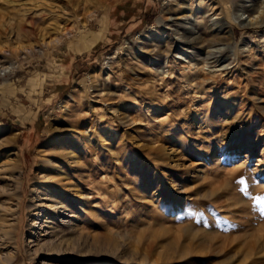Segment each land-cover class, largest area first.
<instances>
[{
    "label": "rangeland",
    "instance_id": "rangeland-1",
    "mask_svg": "<svg viewBox=\"0 0 264 264\" xmlns=\"http://www.w3.org/2000/svg\"><path fill=\"white\" fill-rule=\"evenodd\" d=\"M43 1L0 0V48L43 30ZM166 1L106 0L56 52L0 77V264H264V16L223 29L214 80L197 84L165 27L195 13L209 39L224 7L232 20L264 0ZM109 13L130 22L113 43Z\"/></svg>",
    "mask_w": 264,
    "mask_h": 264
},
{
    "label": "bare ground",
    "instance_id": "bare-ground-1",
    "mask_svg": "<svg viewBox=\"0 0 264 264\" xmlns=\"http://www.w3.org/2000/svg\"><path fill=\"white\" fill-rule=\"evenodd\" d=\"M3 1L16 2L17 0ZM169 1L171 0H167L165 3H168ZM194 1L195 0H191V2ZM105 2L106 0H46L45 2L43 1L33 5L31 9L33 11L36 10V12H38L37 15L42 17L43 21L45 20L44 23H47V25L43 27V30L39 34L34 33V36L28 38L26 41L15 39L9 47L3 49L0 48V77L6 80V77L9 74L23 66V62L29 57V55H33L35 53L46 55L49 52H56V50L63 43L71 39L74 30L72 23L76 20H80L82 15L85 14V23L83 24V28L84 30L87 29L89 22L98 17V12L100 9L106 7ZM224 8L225 10L222 12L224 16H222V13H218L209 19L211 23V33L209 39H205L201 35L200 30L203 28L202 20L199 19L195 13H191L188 16L184 15L171 18V23L165 26L167 27L166 29L170 31L169 35L173 40V46L169 52V55L172 56V58L174 56L176 58L174 60H176L177 63L183 65L182 72H184V74L186 72H190L191 76L189 77V80L195 83L198 77H202V74L203 76H209L211 74L206 69L209 63H212L209 61V59L214 58L215 61L213 63L217 62L222 53L227 49V46L224 47L225 45L222 44L221 41V33L224 28L230 26L231 23L238 24L243 28H253L258 23L263 22L262 16H264V8L260 11L254 10L248 15H246L245 9H239L234 13L232 20L225 17L227 10L226 7ZM189 10L191 9L189 8ZM162 18L163 17L158 20L159 25H162L164 22ZM33 32L34 31L31 33ZM91 36L92 37H90L88 40H85L89 45L93 42L90 41L91 38L94 37L93 40H96L101 35L92 34ZM208 46L209 49H206L205 47ZM191 48H193L195 52L188 53L189 49ZM228 48H230L233 52L236 51V46L233 44ZM180 51H184L181 61H179V58L176 57V53ZM184 62L188 64L193 62L194 64L198 65L193 69V67H191L192 65L187 66V64H184ZM198 66H200V68H198ZM213 73H217V71ZM211 75L212 77H209L210 80H214L213 76H215V74ZM206 80H208L206 77L202 78V82H200V84H204ZM6 89L7 88L4 87V89L1 90L3 96H6L8 93ZM15 197L18 199L17 201H20V196ZM15 219L18 220V222L21 221L19 215L17 218L15 217ZM5 222L6 218H0V231L2 229L3 223ZM16 231L17 229L14 230V235L17 233ZM2 236L7 240L14 239V237H12L8 231H2Z\"/></svg>",
    "mask_w": 264,
    "mask_h": 264
},
{
    "label": "crops",
    "instance_id": "crops-1",
    "mask_svg": "<svg viewBox=\"0 0 264 264\" xmlns=\"http://www.w3.org/2000/svg\"><path fill=\"white\" fill-rule=\"evenodd\" d=\"M116 12V11H115ZM141 13V12H140ZM140 13H138V14H140ZM138 15H136V17H137ZM147 16H148V13H146V10L144 11V13L142 14V16H141V19L139 20V22L140 21H142L143 19H145V17L147 18ZM113 17V14L112 13H109V16H108V14L105 16V17H103L102 18V21H101V23H102V29H105V36H106V38H107V40H109V37L111 38L110 40L111 41H108V42H110V43H113V42H116L119 38H120V36L123 34V32H124V30H125V28H126V26L127 25H125V24H128V23H130V22H128V23H125L124 25H123V27H120V29L118 30V28H119V26H121L122 24H118V21H116L114 18H112ZM121 19V18H120ZM136 19H135V17H134V19H132V21H135ZM104 21V22H103ZM137 21V20H136ZM138 22V21H137ZM136 22V23H137ZM138 22V23H139ZM137 23V24H138ZM95 32V31H94ZM100 33H101V38L98 40V41H96V43H94L93 44V46L95 45V44H97L100 40H102L103 39V36H104V33L103 32H101L100 31ZM85 52V51H84ZM82 54V52L81 53H77V52H75V51H69V52H67L66 53V55L64 56V62L66 63V64H68V66H73V65H75V64H77L78 63V65H79V60H78V58L77 57H79L80 55ZM90 59V57H88L87 58V60H89ZM81 62H85V60H81Z\"/></svg>",
    "mask_w": 264,
    "mask_h": 264
}]
</instances>
